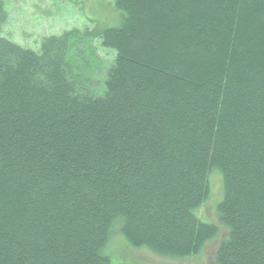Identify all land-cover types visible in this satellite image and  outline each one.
Returning <instances> with one entry per match:
<instances>
[{"label": "trees", "instance_id": "16d2710c", "mask_svg": "<svg viewBox=\"0 0 264 264\" xmlns=\"http://www.w3.org/2000/svg\"><path fill=\"white\" fill-rule=\"evenodd\" d=\"M112 2L114 26L36 54L2 37L0 0V264H112L115 234L197 254L214 172L215 264H264V0ZM98 41L115 58L93 94L69 57Z\"/></svg>", "mask_w": 264, "mask_h": 264}, {"label": "rangeland", "instance_id": "374dc122", "mask_svg": "<svg viewBox=\"0 0 264 264\" xmlns=\"http://www.w3.org/2000/svg\"><path fill=\"white\" fill-rule=\"evenodd\" d=\"M7 19L2 37L25 50L40 54L46 41L71 31L83 34L95 26H114L117 14L112 0H4ZM76 73V82L88 92L100 94L115 53L92 42L78 44L69 57ZM211 194L198 210L200 218L214 224L218 236L197 254L189 257L161 255L149 248H137L115 234L108 250L112 264H215L216 252L226 239L227 229L218 218L217 206L223 199L222 174L210 176ZM124 242V243H123Z\"/></svg>", "mask_w": 264, "mask_h": 264}]
</instances>
